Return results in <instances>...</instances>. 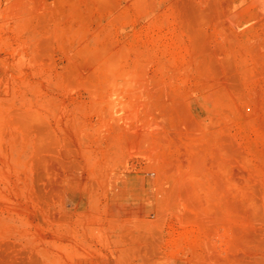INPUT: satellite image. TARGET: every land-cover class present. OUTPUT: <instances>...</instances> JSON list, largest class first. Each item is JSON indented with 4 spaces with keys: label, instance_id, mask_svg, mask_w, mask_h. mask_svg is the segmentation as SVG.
<instances>
[{
    "label": "rangeland",
    "instance_id": "rangeland-1",
    "mask_svg": "<svg viewBox=\"0 0 264 264\" xmlns=\"http://www.w3.org/2000/svg\"><path fill=\"white\" fill-rule=\"evenodd\" d=\"M0 264H264V0H0Z\"/></svg>",
    "mask_w": 264,
    "mask_h": 264
}]
</instances>
